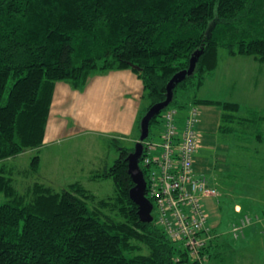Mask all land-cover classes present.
Instances as JSON below:
<instances>
[{"label": "trees", "instance_id": "trees-1", "mask_svg": "<svg viewBox=\"0 0 264 264\" xmlns=\"http://www.w3.org/2000/svg\"><path fill=\"white\" fill-rule=\"evenodd\" d=\"M219 50L264 61V0H0V264H200L154 219H139L127 170L134 145L114 142L117 158L92 176L110 178L113 197L98 198L80 181L58 189L39 176L22 192L6 161L42 146L57 81L81 89L92 75L119 69L143 83L138 128L166 99L173 76L185 72L146 139L165 110L195 105L222 109L219 133L264 142L261 110L198 96L215 74ZM27 170L38 175L39 155ZM255 210L241 205L234 221L254 218ZM211 240L203 257L220 256Z\"/></svg>", "mask_w": 264, "mask_h": 264}, {"label": "crops", "instance_id": "crops-1", "mask_svg": "<svg viewBox=\"0 0 264 264\" xmlns=\"http://www.w3.org/2000/svg\"><path fill=\"white\" fill-rule=\"evenodd\" d=\"M225 56L226 58H224V66L226 64H229V69L233 68L236 72H242L243 70L247 71L248 68L251 67L256 72L252 85L254 87H252L254 90L253 92H255V89L258 86L259 74L261 71H264V61H259L251 55L228 56L225 54ZM222 61L223 60L220 61L218 59V65L215 74L207 81L222 79L221 76L224 78L228 77L230 81H226L227 88H224V97L221 95L220 89L216 93H214V96L209 95L208 97L204 94L200 95L199 93L201 90H199L198 96L201 98L218 97L217 99L219 100L237 102L242 107H250L264 111L263 107L257 108L252 104L243 105L240 99H232L227 97L228 93L234 92L236 88L239 87L238 81L240 80V78L238 76H233L231 71L226 70V66L224 67L225 70H222L221 72L220 69ZM142 94L143 83L137 73L131 69L110 70L104 73L92 75L87 80L85 86L81 89L73 87V85L67 81H57L54 86L49 115L45 127L43 144L37 150L39 152V177L43 179V177L40 175V172L43 171L47 173L49 179L52 181V169L57 168L55 165H53V168H50L48 166V160H59V158H62L66 153L67 145L81 142H100L107 145L110 149L114 142L127 147L129 146V144L135 143L139 137L137 118L139 116V113L145 106V103L142 100ZM206 107L210 108L207 109V111H210L213 117L216 115V113H219L220 110L219 118L217 121V126L210 130H207L208 125L210 124L209 119H207L206 123L204 119H201L200 121L198 118V143L199 137L202 136V133L199 129L200 124H205V126H202V130H206V133H213V136L216 135V133H218L219 135L221 134L219 133L218 129L220 125L222 109L217 106ZM214 119L216 122L215 117ZM221 135L227 140H237L236 136L233 134ZM226 136L229 138H227ZM253 141L255 142H253V148L257 151H255V161L257 162V167L255 168V172L253 173V175H256L258 177V182L256 184L247 181L243 182L242 179L244 173L240 174V171H242V169H240V171L238 170L241 165H235V163L232 162L231 159L229 161L228 156L224 155V158L227 162V165H225V167L228 168L230 174H238L242 176V179L240 181L242 186L241 184H239L238 187L241 186L240 189L245 192V195L239 194V201H236L235 199L232 200V204L234 206L233 210H235V212H238L241 208V205L244 204V199L246 198L249 199V202L250 204H252L253 208L257 209L254 213L256 215L254 216V218L256 219L244 228L243 235L241 236L242 239H246L247 243H243L242 245H240V248H242V251H248L245 253L246 255L244 254V256L241 253L239 258H237L236 260L240 261V263L243 264H264V238L262 243L263 248L261 249V252H259V254L257 253L254 255L249 244V238L253 239L258 235L261 236V234L264 233V149L260 151L258 150L257 146V144L264 142H258L256 140ZM63 143L68 144L63 147ZM237 147H241V145H237ZM247 147L248 145H245V148L243 149H246ZM44 152L46 153V155L44 154ZM195 158L196 157L194 155V167L195 164L198 163L197 159ZM107 166V161H105L102 167H99L98 169H91L90 172L85 175L88 181H95V179L92 177L93 174L96 171L104 169ZM232 168H236V170L233 171ZM71 182L75 181L65 180L63 185L67 186ZM55 183L57 182L52 181L48 184L55 187ZM57 184L60 185L59 183ZM235 188H237V186ZM252 190L258 192L255 198L252 197V195L250 196L247 194L248 191L252 192ZM221 197L222 196H220L219 198L218 196L207 197L203 199V206L205 208V211L207 212L208 223L211 226L213 233L211 244L217 245L216 250L223 249L221 246H219V243L229 242L227 238L229 237L228 235L231 234V224L237 221H234V219H236V217H238L239 215L237 213L234 218L231 217L230 219H228V221L225 222V226L223 225V228L217 227L218 224H221L222 219L220 213L222 212V204L224 202V199L222 200ZM252 239L251 242H254V240ZM236 264L238 263L236 262Z\"/></svg>", "mask_w": 264, "mask_h": 264}, {"label": "rangeland", "instance_id": "rangeland-1", "mask_svg": "<svg viewBox=\"0 0 264 264\" xmlns=\"http://www.w3.org/2000/svg\"><path fill=\"white\" fill-rule=\"evenodd\" d=\"M224 58H226L225 52L223 50H219L218 59L220 61L223 60L221 63V72L222 70H225L224 67L226 66V70L231 71L233 76H238L240 78V80L238 81L239 87L236 88L234 92L228 93L227 97L232 99H240L243 105L252 104L254 105V107H263L264 109V71L260 72L258 78V86L256 87L255 92H253L254 87L252 85L256 72L251 67H249L247 71L243 70L242 72H236L233 68L229 69V64H226L224 66ZM221 78L222 79L206 81V83L199 89L201 90L199 94H204L207 97L209 95L214 96V93H216L220 89L221 95L224 97V88H227V82H229L230 79L228 77L224 78L222 76ZM142 100L145 104L147 103L145 99L142 98ZM207 109L210 108L206 106H199L200 116H198V118L200 121L201 119H204L206 123L207 119H209L210 124L208 125L207 130H210L217 126L220 110L219 113H216V115L214 116L216 118L215 122L213 115L210 113V111H207ZM185 111L186 110H184V112ZM181 112L182 111H179V113L176 115V124L178 128L182 127L183 125V119L180 116ZM262 112L264 114V111ZM202 126H205V124L199 125L202 136L199 137V143L195 151V159H197L198 161V163L195 164V169L207 174L210 182L212 183V186H214V188L218 192V198L222 196V200L224 199V202L222 204V212L220 213V215L222 216L221 224L217 225V227L223 228L225 226V222L228 221V219H230L231 217L234 218L236 216V213L233 212L234 206L232 204V200L235 199L236 201H239V194L245 195V192L240 189V187L242 186L240 182L242 176L237 174L236 177H232L230 175L228 168L225 167V165H227V162L225 161L224 155L228 156V160L230 161L231 159V161L234 162L235 165H241V168L239 167L238 170L240 171V169H242V171H240V174L244 173L242 179L243 182L247 181L256 184L258 182V177L256 175H253V173L255 172V168L257 167V162L255 161L256 150H254L253 148L255 142L253 140H251V142H242L244 145H248L249 147V149L248 147L246 149H243L241 147H237V145L241 142H238L236 139H233L234 141L227 140L225 137H223L221 134L219 135L218 133L213 136V133H206V130H202ZM150 129L152 136L151 138H156L157 135H159V132L162 130V123H154ZM67 144L68 143H63V147ZM133 145L134 143L129 144V147H132ZM257 146L258 150L260 151L264 149V143L257 144ZM38 153L39 152L35 149H28L23 153L17 155L16 157L8 159L6 161L8 165L12 166L13 179L17 188L22 192L25 191V189L36 179L37 176H39L37 174L31 175V173H28L27 170L30 166L31 158L34 155H39ZM44 154L46 155L45 152ZM117 156L118 150L115 144H112V147L109 149L107 145L100 142H81L67 145L66 153L63 155V157L59 158V160L49 159L48 166L50 168H53V165H55L57 168L52 169L51 174L52 181L60 184L58 185L57 183H55V187L58 189L66 187L65 185H63L65 180L80 181L81 183H84V185L89 190H91L98 198L113 197L116 192L114 183L110 178L88 181L85 175H87V173H89L91 169H98L99 167H102L105 161H107L108 166L111 165L117 158ZM236 168H232V170L234 171L236 170ZM40 175L43 177V179L39 177L40 181H43L46 184L52 182L46 172L41 171ZM239 184H241L240 187H238ZM236 186L237 188H235ZM247 194L250 196L252 195V197L255 198L258 192L252 190V192L248 191ZM244 200V204L247 207V210L251 211L253 209V206L252 204H250L249 199L246 198ZM154 214L155 210L153 209L152 215ZM230 235H228L229 237L227 238V240L229 241L231 246L228 249H222L220 251V256L218 257H214V255H211L209 257L206 256L204 264H236V262L238 264H243L236 259L239 258L241 253L244 256V254L248 251L243 250V252L242 248H240V245H242L243 243H247V241L246 239H242L241 236H239L238 239H235L233 235H231V237L233 238L232 239ZM261 236H264V233L261 234ZM261 236L258 235L256 238H251L252 240H254V242H251V239L249 238V244L254 255L257 253L259 254V252H261V249L263 248L262 243L264 237Z\"/></svg>", "mask_w": 264, "mask_h": 264}, {"label": "built area", "instance_id": "built-area-1", "mask_svg": "<svg viewBox=\"0 0 264 264\" xmlns=\"http://www.w3.org/2000/svg\"><path fill=\"white\" fill-rule=\"evenodd\" d=\"M178 113L175 108L164 111L159 135L143 141L139 165L147 171L145 195L152 202L156 224L171 241L181 244L203 264L205 257L200 252L213 237L203 199L217 197L218 192L204 173L194 169L199 108L191 105L180 113V128L176 124ZM255 219L244 214L233 222V237L242 236L244 228Z\"/></svg>", "mask_w": 264, "mask_h": 264}, {"label": "water", "instance_id": "water-1", "mask_svg": "<svg viewBox=\"0 0 264 264\" xmlns=\"http://www.w3.org/2000/svg\"><path fill=\"white\" fill-rule=\"evenodd\" d=\"M194 62H191V69L194 66ZM135 67V66H134ZM137 68V67H135ZM185 75V72H181L173 76L167 85L166 99L162 102L152 105L147 112L143 115L139 124V137L134 143V149L127 155V170L134 183L129 190L130 199L138 207V216L142 222L153 221L152 216V202L145 195L146 179L143 175L142 169L139 165L142 153H143V141L149 134V122L152 117L160 113L166 108L171 99V91L175 83L181 80Z\"/></svg>", "mask_w": 264, "mask_h": 264}]
</instances>
